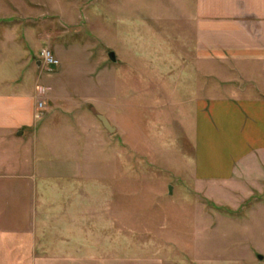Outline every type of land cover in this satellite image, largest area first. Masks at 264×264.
<instances>
[{
  "label": "rangeland",
  "instance_id": "1",
  "mask_svg": "<svg viewBox=\"0 0 264 264\" xmlns=\"http://www.w3.org/2000/svg\"><path fill=\"white\" fill-rule=\"evenodd\" d=\"M192 13L190 0H0V81L38 85L37 123L0 130V264H264V153L230 182L198 179L226 168L231 144L201 133L196 161Z\"/></svg>",
  "mask_w": 264,
  "mask_h": 264
},
{
  "label": "crops",
  "instance_id": "2",
  "mask_svg": "<svg viewBox=\"0 0 264 264\" xmlns=\"http://www.w3.org/2000/svg\"><path fill=\"white\" fill-rule=\"evenodd\" d=\"M190 2L198 112L196 161L205 152L201 133L210 135L217 127L219 136L228 134L231 144L223 171L209 176H198L197 172V176L200 181L226 183L235 179L242 161L264 153V0ZM217 78L225 82L222 85L227 96L216 97L217 88L211 81ZM37 88L35 75L28 72L20 73L15 80L8 77L0 81V90H7L0 92L1 132H15L21 138L25 133L22 129L37 123Z\"/></svg>",
  "mask_w": 264,
  "mask_h": 264
},
{
  "label": "built area",
  "instance_id": "3",
  "mask_svg": "<svg viewBox=\"0 0 264 264\" xmlns=\"http://www.w3.org/2000/svg\"><path fill=\"white\" fill-rule=\"evenodd\" d=\"M42 58H43L45 64H47L50 67H57L60 64L59 60L56 58V56L49 49H45L42 52ZM39 107L41 109H43V107H44L43 102L39 103ZM38 117H39V115H38Z\"/></svg>",
  "mask_w": 264,
  "mask_h": 264
},
{
  "label": "water",
  "instance_id": "4",
  "mask_svg": "<svg viewBox=\"0 0 264 264\" xmlns=\"http://www.w3.org/2000/svg\"><path fill=\"white\" fill-rule=\"evenodd\" d=\"M110 58H111L112 61L116 62V61H117L116 53H115V52H111V53H110ZM99 119L102 121L103 125H104V126H105V127L111 132V133H113V132L116 131V128H114V127L112 126L110 120H109L106 116H104V115H100V116H99ZM170 190H171L170 192L172 193V187H171Z\"/></svg>",
  "mask_w": 264,
  "mask_h": 264
}]
</instances>
